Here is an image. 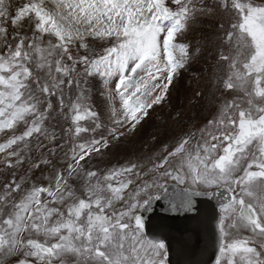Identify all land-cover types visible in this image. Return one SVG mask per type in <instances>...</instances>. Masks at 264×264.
I'll list each match as a JSON object with an SVG mask.
<instances>
[{
  "label": "snow or ice",
  "instance_id": "snow-or-ice-1",
  "mask_svg": "<svg viewBox=\"0 0 264 264\" xmlns=\"http://www.w3.org/2000/svg\"><path fill=\"white\" fill-rule=\"evenodd\" d=\"M206 52L209 117L100 167ZM196 196L220 197L214 264H264V0H0V264H168L145 213Z\"/></svg>",
  "mask_w": 264,
  "mask_h": 264
},
{
  "label": "rangeland",
  "instance_id": "rangeland-1",
  "mask_svg": "<svg viewBox=\"0 0 264 264\" xmlns=\"http://www.w3.org/2000/svg\"><path fill=\"white\" fill-rule=\"evenodd\" d=\"M18 2H24V0H18ZM208 28L207 24L197 25L198 30L192 35L199 39L203 34L201 30ZM97 51H99V47H97ZM205 59H211L207 52L201 60L194 63V67L183 72V75L174 81L168 98L161 106H156L151 111L136 132L127 135L110 149L103 160L99 162L100 167H111L112 165L126 163L128 160L135 161L137 157L159 151L158 140L171 143L173 138L181 135L183 130L192 125L202 124L205 117H209L207 107H192L190 103L191 89L196 87L195 81L192 79L193 73L196 69L205 67ZM93 103L97 106L98 111H102L106 115L101 97L98 95L94 97ZM177 111L184 113L179 122L169 118L170 116L174 117ZM153 137L156 139L154 140ZM94 163L97 162L94 161ZM37 176H39V173H37Z\"/></svg>",
  "mask_w": 264,
  "mask_h": 264
},
{
  "label": "water",
  "instance_id": "water-1",
  "mask_svg": "<svg viewBox=\"0 0 264 264\" xmlns=\"http://www.w3.org/2000/svg\"><path fill=\"white\" fill-rule=\"evenodd\" d=\"M179 187H169L170 198L179 199ZM217 196H196V211H169L168 200L155 201L148 217L149 231L165 239L170 264H212L217 252V231L214 209Z\"/></svg>",
  "mask_w": 264,
  "mask_h": 264
}]
</instances>
